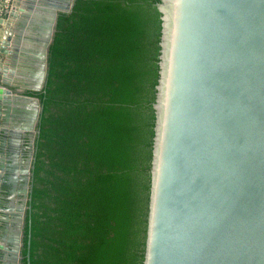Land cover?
I'll list each match as a JSON object with an SVG mask.
<instances>
[{
	"label": "water",
	"instance_id": "water-1",
	"mask_svg": "<svg viewBox=\"0 0 264 264\" xmlns=\"http://www.w3.org/2000/svg\"><path fill=\"white\" fill-rule=\"evenodd\" d=\"M42 1L30 52L20 48L23 30L16 25H26L40 0H12L0 18V58H8L0 66V147L12 153L4 159L0 152V180L4 171L13 186L18 171L32 182V147L22 170L13 146L27 132L37 136L42 106L35 93L46 84L58 15L70 12L75 0ZM153 5L147 212L130 264H264V0ZM22 54L32 64L16 84ZM12 103L23 110L18 124L8 122ZM30 187L0 207L8 214L0 264H21Z\"/></svg>",
	"mask_w": 264,
	"mask_h": 264
},
{
	"label": "trees",
	"instance_id": "trees-1",
	"mask_svg": "<svg viewBox=\"0 0 264 264\" xmlns=\"http://www.w3.org/2000/svg\"><path fill=\"white\" fill-rule=\"evenodd\" d=\"M155 2L75 0L59 13L36 94L22 264L135 256L147 212Z\"/></svg>",
	"mask_w": 264,
	"mask_h": 264
},
{
	"label": "flooded vegetation",
	"instance_id": "flooded-vegetation-1",
	"mask_svg": "<svg viewBox=\"0 0 264 264\" xmlns=\"http://www.w3.org/2000/svg\"><path fill=\"white\" fill-rule=\"evenodd\" d=\"M39 6L37 5L33 11L30 13V15L28 16V19H26V25H23L21 23L17 24L16 27L17 29H21L23 30V34L22 37H20V39L18 38V41L20 43V48H22V50L28 51L30 52V50L32 49V47L34 46V41L36 40V35H37V31H38V21H39V17H40V13L42 12V7L41 5L44 3L42 0H40L39 2ZM31 64H32V59L27 56L22 54L20 59H18L17 62V77L20 79V82L22 81V76L23 75H27L31 69ZM16 77V78H17ZM17 80V79H16ZM16 83V84H20ZM38 93V92H37ZM35 93V96H37ZM16 106L11 107V109L9 110V123L10 121L13 122L14 124H18L23 116V110L18 106V104H15ZM6 120V119H5ZM4 121V119H3ZM2 126V125H1ZM36 129V126L34 127V131ZM0 137H2V135H0ZM35 133H33L32 135H30L28 132L26 135H24V137H22V140L20 142V144L18 145H14L13 149L14 151L17 152L18 157L21 158L22 163L19 166L20 169L23 170L24 165L26 164V160L28 158V154H30V148L32 147V151L31 154L34 155V143H35ZM10 149V148H9ZM11 151V150H10ZM13 151V152H14ZM0 152H1V156L5 159V157H7L8 155H11L12 153L8 152L7 150V145L0 147ZM19 173V177L21 179H18L17 183L15 186H13L12 181H9V175H7L6 172L3 171L2 173V177L0 180V183L2 182V186L0 187V207L1 209H5L6 207H9L10 204V200L8 199L10 197V195H12V193L16 196L21 198L22 197V193H19V190H23L26 189L27 192H29L30 190V185H31V179L30 177L26 178V173L24 171H18ZM10 174V173H9ZM27 206H28V202L26 200L25 202V210H24V226H25V217L27 214ZM8 214H4V213H0V237L2 235L5 234V228H6V223L4 221V218L7 216ZM23 226V229H24ZM22 242H23V238H22ZM10 245V244H9ZM12 245V244H11ZM22 247L23 245L20 246V262L22 259ZM1 256V254H0ZM22 264V262H21Z\"/></svg>",
	"mask_w": 264,
	"mask_h": 264
},
{
	"label": "crops",
	"instance_id": "crops-1",
	"mask_svg": "<svg viewBox=\"0 0 264 264\" xmlns=\"http://www.w3.org/2000/svg\"><path fill=\"white\" fill-rule=\"evenodd\" d=\"M12 0H0V5L2 4V7L6 4H10ZM2 10L0 9V18L3 16L1 13ZM1 34H2V27L0 25V39H1ZM7 61H8V58L7 56L4 57V59L1 57L0 58V66L2 67H6L7 66ZM17 73H15L14 75V82L16 83H19L20 82V79L17 77L16 75ZM17 77V78H16ZM17 79V80H16ZM16 106L15 104L12 103L11 107H14ZM3 110H5V108L3 106H0V114L3 115L4 112ZM1 120H3V117L1 116Z\"/></svg>",
	"mask_w": 264,
	"mask_h": 264
},
{
	"label": "built area",
	"instance_id": "built-area-1",
	"mask_svg": "<svg viewBox=\"0 0 264 264\" xmlns=\"http://www.w3.org/2000/svg\"><path fill=\"white\" fill-rule=\"evenodd\" d=\"M9 5L10 4H6V5H4L3 7H2V4L0 5V9L2 10L1 12V14L4 16L6 13H7V11H8V8H9ZM2 16V17H3Z\"/></svg>",
	"mask_w": 264,
	"mask_h": 264
}]
</instances>
